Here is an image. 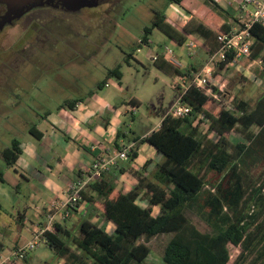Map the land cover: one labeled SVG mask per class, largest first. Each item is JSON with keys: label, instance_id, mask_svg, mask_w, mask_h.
<instances>
[{"label": "trees", "instance_id": "obj_1", "mask_svg": "<svg viewBox=\"0 0 264 264\" xmlns=\"http://www.w3.org/2000/svg\"><path fill=\"white\" fill-rule=\"evenodd\" d=\"M173 1L189 11L191 18L177 29L163 11L156 10L140 42L147 43L158 28L178 44H184L188 34L198 33L204 38L207 53L219 50L221 36L231 30V25L211 11L198 16L201 6H195L194 1L189 3L192 7L186 6L185 0ZM251 31L254 42L250 58L261 59L264 71V27L254 24ZM231 58L228 55L220 68ZM154 63L168 74L190 73L171 63L165 53H158ZM113 75L122 78L120 66L108 71V78ZM107 77L98 84L99 89L109 83ZM214 90L218 91L216 87ZM182 98L191 107L188 115L165 114L157 129L131 139L134 145L128 152L129 162L138 156L139 145L144 142L163 155L150 173L145 175L146 163L136 171L137 184L126 193L106 176L107 172L81 191L78 204L87 201L102 219L115 225L112 232L90 218L81 219L78 233L58 222L53 231H45V244L63 260L62 264H150L148 241L163 233L172 236L161 264H264V93L254 104L235 97L231 108L215 105L216 99L195 86H189ZM130 103L136 106L139 100L132 98ZM66 104L73 106L69 101ZM237 127L244 141L234 143L231 135ZM36 128L32 125L29 132L40 139L42 134ZM212 132L216 138L210 137ZM126 136L120 128L117 148L118 140ZM21 153L18 138L1 151L7 166H14ZM0 180L6 182L2 173ZM157 206V213H153ZM188 210L205 220L212 232L200 230ZM229 244L239 247L232 262ZM4 247L0 240V252Z\"/></svg>", "mask_w": 264, "mask_h": 264}, {"label": "rangeland", "instance_id": "obj_2", "mask_svg": "<svg viewBox=\"0 0 264 264\" xmlns=\"http://www.w3.org/2000/svg\"><path fill=\"white\" fill-rule=\"evenodd\" d=\"M191 1H194L195 6L198 7L203 4L213 7L208 0H185L186 6ZM192 4L189 5L192 7ZM117 5L109 13L108 18H104L102 24L94 21L95 19L93 22L92 20L83 22L84 25L75 21L72 27L75 29L74 33L66 32L65 37L63 35L57 44L58 47L69 48L65 52L53 57L38 55L34 58H29L22 52L15 54V69H13L15 82L6 93L0 91V173L2 175L7 169L1 155L2 149L10 145L14 138L21 141L33 140L38 144L39 140L29 132V128L35 124L40 126L41 117L45 116L48 110L58 111L60 105L67 100L88 96L97 91L104 92L108 88L120 108L128 107V111L124 114L127 130L140 135L155 129L165 112L170 109L176 93L179 92L178 87L175 86V75L161 70L154 63L153 56L166 52L165 45H168L174 52L172 58L182 63L186 57L188 58L190 51L188 43L179 45L158 28L149 35L147 43L140 41L144 35V27L151 24L156 10L163 11L166 19L177 29H182L181 22L187 13L183 12L173 0H119ZM60 30L64 33L65 28ZM27 41L19 39L15 46L19 45L20 49H24L26 46L24 42ZM181 51L185 53V58L181 57ZM205 53L207 54L206 50ZM5 60L0 54V66L5 64ZM26 60L27 64H18ZM243 61L240 62L241 66L238 69L234 65L225 69L220 68L219 65L213 68V80L217 84L224 85L223 96L218 101L214 100L215 105L231 108L235 97L247 99L254 104L264 93V71L260 62L257 61L246 69L242 67ZM249 62L245 60L244 66L247 67ZM117 66H120L122 78L119 79L115 75L108 78V71ZM201 68L202 66H198L195 71H200ZM106 77L109 86L100 90L98 84ZM132 98L139 100L134 112L129 111L132 109L130 103ZM202 127L206 129L207 125L203 124ZM238 129L239 127L231 135V141L234 143L244 141L243 133ZM253 129L258 130L256 126ZM210 137L217 136L212 132ZM162 158L163 155L159 153L155 160L160 161ZM27 174L30 176V173ZM18 180V187L0 180V184L9 192L3 195L0 193V202L11 213L22 211L26 204L31 205L33 202L31 192L34 189H31L24 178L19 176ZM31 182L37 186V182L32 177ZM140 204L144 205L141 201ZM88 206L90 207L89 204ZM157 211L158 206L153 213ZM187 214L200 230L212 232L211 226L199 215L191 210H188ZM93 216L92 210L86 214H77L68 221V225L73 226V233H78L79 225L74 226L76 221L79 218L92 219ZM100 222L101 219L98 223ZM171 236L172 234L163 233L148 241L152 250L147 259L150 264H161L165 247ZM12 240L14 237L2 238L5 255L9 254L8 248H12ZM24 240L27 238L20 242ZM69 243L73 246L71 241ZM229 250L230 262H232L239 253V247L229 244ZM28 255V260L27 258L22 260V264H58L59 262L62 264L63 262L50 246L42 242L29 251Z\"/></svg>", "mask_w": 264, "mask_h": 264}, {"label": "crops", "instance_id": "obj_3", "mask_svg": "<svg viewBox=\"0 0 264 264\" xmlns=\"http://www.w3.org/2000/svg\"><path fill=\"white\" fill-rule=\"evenodd\" d=\"M208 1L213 7L206 3V5H201V8L196 13L198 16L204 17L211 11L217 18H221L230 24L232 28L242 15L240 5L243 0ZM179 7L182 8L183 12L187 13L185 19L181 22V26H183L191 18L192 14L184 7L180 5ZM172 40L176 42L174 39ZM191 41L197 44V48L192 52L189 51L188 58H185V53L181 51V57L185 58L182 63L172 58L173 50L172 53H167V59L184 71H195L198 66L203 67L210 55V53H205L203 36L198 33L188 34L185 43ZM244 61L242 67L246 69L254 64H247L248 66L246 67L244 66ZM228 66L230 65L224 66L223 69ZM239 66L241 64L235 67L238 69ZM178 77L179 75H175V80ZM101 92L103 91H97L91 95L81 97L83 99L76 98L81 100L75 104L71 102L75 99L67 100L70 105H73L71 107L65 102V105L62 106L64 103L61 104L60 109L56 112L48 110L47 114L41 117V125L37 126L35 124L37 131L42 134L40 139L37 138L39 143L36 144L33 140L21 141L22 153L16 164L14 166L6 165L7 169L2 178L8 184L16 187L19 184L18 179L20 176V178H24L29 183L31 189H34L31 192L33 202L31 205L26 204L22 211L18 210L16 213H11L0 202V240L2 241L4 236L12 239L14 237L12 248H8L9 254L18 247L25 245L38 231L45 228L48 223L47 212L50 204L63 202L66 199L69 185L78 178L83 170L90 167L95 157L116 148L115 140L120 128H123L127 134L125 138L121 137L118 140L120 146L122 143L128 144L132 142L133 140L131 139L139 135L132 133V131L129 132L130 130L125 127L124 114L128 111V107L125 106V109L120 108L108 88L103 93ZM157 128L158 126L155 129ZM152 130L141 135L145 136ZM157 155L159 153L156 148L148 142H144L139 145L138 156L133 161L129 162L128 159L120 160L119 166L113 167L107 172L106 176L115 180L117 188L126 193L138 182L136 171L142 170L146 163L149 164L145 170V175L153 170L158 162L155 160ZM13 169L15 170L14 172ZM27 173H30V176ZM31 177L35 179L37 186L31 182ZM0 193L3 195L9 192L0 184ZM141 202L144 203L142 206L146 205L145 201L141 200ZM89 210H92L94 215L92 221L98 222L101 219L99 223L101 226H105L109 232L114 230L115 225L111 221H105L95 210L90 209L87 201L80 202L77 208L70 212L63 221L57 218V222L63 228L72 232L73 226L68 225V221L76 217L77 214H86ZM81 219L79 218L74 226L79 225ZM26 238L27 240L20 242ZM5 252L4 247L0 252V260L1 257L6 256ZM28 256L26 257L27 260ZM61 261L63 260L61 259ZM7 264L13 263L9 262ZM16 264L22 263L19 261ZM58 264L61 263L59 262Z\"/></svg>", "mask_w": 264, "mask_h": 264}, {"label": "built area", "instance_id": "obj_4", "mask_svg": "<svg viewBox=\"0 0 264 264\" xmlns=\"http://www.w3.org/2000/svg\"><path fill=\"white\" fill-rule=\"evenodd\" d=\"M240 9L242 15L231 30L221 36V46L219 50L209 55V59L203 65L200 71H190L187 75H179L178 79L174 80L179 92L175 95V100L169 110L165 114L171 113L174 117H184L191 111L190 105L182 101L184 92L189 86H195L201 89L205 94L211 95L217 101L224 92V85L217 84L213 80V68L219 65L231 55V60L226 65L237 66L242 60H249V64L260 62L263 69V61L261 59L252 60L250 58L252 52V45L254 36L252 34V27L254 24H260L264 27V0H243ZM190 52L197 47L194 41L187 44ZM172 53V49L166 46V52ZM157 54L153 56L156 59ZM225 65V66H226ZM255 77H258L254 74ZM259 78V77H258ZM256 79V78H255ZM212 84V86H211ZM106 83L105 86H108ZM214 87L218 91L214 90ZM135 106H132L130 112L135 111ZM164 114V115H165ZM161 123V121H160ZM160 123L158 127L160 126ZM134 142L128 144L122 143L120 148H114L112 151L101 156L95 157L89 168L83 170L78 178H76L70 185L67 191V197L63 202H55L50 204L47 212L48 223L43 230L38 231L33 238L25 245L18 247L9 255L1 257L0 264L13 263L25 260L29 251L38 246L39 243H45V231H53L54 224L59 218L61 221L78 206L81 199V191L92 181L97 180L103 173L110 171L113 167H118L120 160L128 159V152L133 147Z\"/></svg>", "mask_w": 264, "mask_h": 264}, {"label": "flooded vegetation", "instance_id": "obj_5", "mask_svg": "<svg viewBox=\"0 0 264 264\" xmlns=\"http://www.w3.org/2000/svg\"><path fill=\"white\" fill-rule=\"evenodd\" d=\"M118 2L119 0H24L23 3L13 5L1 2L0 54L6 60L0 66V91L6 93L15 82L13 69L17 52H22L29 58L38 55L53 57L65 52L69 48H61L57 44L66 32L74 33L75 29L72 27L75 21L83 24L95 19L94 21L102 24L104 18H108L109 13L118 6ZM63 27L64 33L60 30ZM19 39L28 40L24 42V49H20L19 45L15 46ZM22 63L27 64V60L18 62L19 65Z\"/></svg>", "mask_w": 264, "mask_h": 264}, {"label": "water", "instance_id": "obj_6", "mask_svg": "<svg viewBox=\"0 0 264 264\" xmlns=\"http://www.w3.org/2000/svg\"><path fill=\"white\" fill-rule=\"evenodd\" d=\"M6 1L9 5L17 4V3H23L24 0H0V3Z\"/></svg>", "mask_w": 264, "mask_h": 264}]
</instances>
